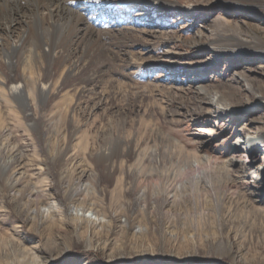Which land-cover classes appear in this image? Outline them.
Listing matches in <instances>:
<instances>
[{
	"label": "rangeland",
	"instance_id": "1",
	"mask_svg": "<svg viewBox=\"0 0 264 264\" xmlns=\"http://www.w3.org/2000/svg\"><path fill=\"white\" fill-rule=\"evenodd\" d=\"M118 1L115 21L94 29L112 31L101 39L124 58L104 61L107 75L74 113L25 111L0 95V187L16 184L0 190V264H234L230 247L243 248L235 264H264V219L235 240L210 229L235 206H222V193L264 211V102L226 113L194 98L243 79L264 85V0ZM249 138L258 150L248 151Z\"/></svg>",
	"mask_w": 264,
	"mask_h": 264
},
{
	"label": "bare ground",
	"instance_id": "2",
	"mask_svg": "<svg viewBox=\"0 0 264 264\" xmlns=\"http://www.w3.org/2000/svg\"><path fill=\"white\" fill-rule=\"evenodd\" d=\"M83 2L88 3V8H84ZM120 2L118 0H99L98 2H94V0H0V95L17 98L22 103V110L25 111H30V109L41 111L50 106L62 105L70 113H74L77 107L89 100L87 97L92 95L95 87L107 75L108 71L104 70V64L107 65V63H104V61L109 62L115 60L118 63L119 59L124 58L119 56V50H113L114 48H111L110 43L108 44L106 40L104 42V39H101L102 35H110L112 31H96L94 29V27L107 28V23L111 20L106 18V15L89 9L92 5H103V3H106L112 8L114 6L116 7L117 3ZM16 26H21V30L16 36H13L11 33ZM122 34L125 36L123 38L131 40L135 36L127 33ZM162 35L155 34V37L159 40L162 39ZM116 42L119 45L118 49H122L120 47L122 42ZM124 61L126 64L134 62L130 58L124 59ZM119 63L121 64V62ZM126 64H123V66ZM196 64V62L193 63V68L196 67ZM236 85L237 87H233L232 84V87L229 85L231 88L229 93L216 89L210 91L199 89L195 92L194 98L200 104L201 102L206 105L209 104L211 108L217 107L226 113L235 110L244 112V109L250 105L258 108L257 105L259 102H264L263 84H258L256 87L250 81L243 79L241 82L237 81ZM237 92L243 98L241 106L232 104ZM107 98L109 102L114 100L113 96H107ZM111 105L113 104L111 103ZM206 108L209 107L207 106ZM120 115H123L120 116L121 118L127 116V113L123 112ZM32 120L36 122L33 118ZM256 135L264 136V129H257ZM246 142L249 144L247 148L249 152L253 148L258 150V145H255L253 139L249 138ZM62 150H60V153ZM62 153L64 152L62 151ZM19 159L17 160L19 161ZM211 162L210 158H208L202 165H194L193 170L196 171L199 168L203 170L204 167L207 168V166L211 165ZM3 164L5 167L9 165L8 163ZM17 167L20 168L21 164L17 163ZM85 172L87 173V170L81 169L79 174H84ZM22 177L26 176L22 174ZM173 177H175V174L171 178ZM233 181H227L226 185H229ZM27 182H30V179L25 181L26 184H28ZM216 185H213V188L220 186V184ZM15 187V183L5 181L2 183L0 190L7 195ZM32 192L28 195V198L32 196ZM22 193L24 192L22 191ZM33 193L35 194L36 192ZM39 198L36 202H31L34 204L33 206L40 204ZM220 201L222 206L226 204L230 206L233 203L235 206L222 211L221 216L223 219L221 221L218 220V225L215 221L210 223L213 237L217 235L218 230V233L221 235L227 236L228 238L233 237L235 240L236 236L247 235V233L252 231L255 219H264V211L262 212L259 208H255L253 199L250 197L242 196L239 199L238 195L222 193L220 195ZM41 202L43 203V201ZM81 203L83 205V202ZM89 205L94 206V208L97 206L94 201L93 204L91 203ZM238 207H240L243 213V219L238 214ZM89 217L92 222L99 220L97 217ZM223 220L227 223L226 230L223 229V226H226ZM78 226L84 229L83 232H86L89 227L87 223H82V225L79 224ZM92 230L94 234L98 233L94 228ZM0 242L3 243L1 240ZM6 242L8 243H4L5 245L9 244V241ZM22 249L18 248L16 251H21ZM238 249L234 252L230 247L224 250V254L233 263H237L245 259L242 256L243 248L240 247Z\"/></svg>",
	"mask_w": 264,
	"mask_h": 264
}]
</instances>
